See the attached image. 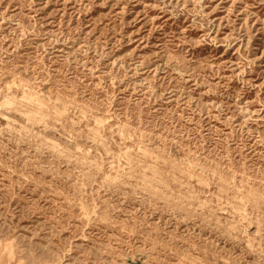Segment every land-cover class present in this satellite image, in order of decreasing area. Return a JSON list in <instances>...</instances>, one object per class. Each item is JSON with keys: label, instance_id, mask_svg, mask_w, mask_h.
Returning <instances> with one entry per match:
<instances>
[{"label": "rangeland", "instance_id": "obj_1", "mask_svg": "<svg viewBox=\"0 0 264 264\" xmlns=\"http://www.w3.org/2000/svg\"><path fill=\"white\" fill-rule=\"evenodd\" d=\"M0 264H264V0H0Z\"/></svg>", "mask_w": 264, "mask_h": 264}, {"label": "bare ground", "instance_id": "obj_2", "mask_svg": "<svg viewBox=\"0 0 264 264\" xmlns=\"http://www.w3.org/2000/svg\"><path fill=\"white\" fill-rule=\"evenodd\" d=\"M23 99V98H22ZM24 100V99H23ZM230 187V186H229Z\"/></svg>", "mask_w": 264, "mask_h": 264}]
</instances>
